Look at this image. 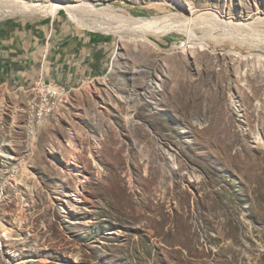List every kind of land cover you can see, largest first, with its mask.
<instances>
[{
  "label": "rangeland",
  "instance_id": "rangeland-1",
  "mask_svg": "<svg viewBox=\"0 0 264 264\" xmlns=\"http://www.w3.org/2000/svg\"><path fill=\"white\" fill-rule=\"evenodd\" d=\"M70 1L110 64L42 124L0 86V264H264V0Z\"/></svg>",
  "mask_w": 264,
  "mask_h": 264
},
{
  "label": "crops",
  "instance_id": "crops-1",
  "mask_svg": "<svg viewBox=\"0 0 264 264\" xmlns=\"http://www.w3.org/2000/svg\"><path fill=\"white\" fill-rule=\"evenodd\" d=\"M34 15H0V86L33 96L39 79L75 90L107 72L111 35L60 10Z\"/></svg>",
  "mask_w": 264,
  "mask_h": 264
},
{
  "label": "bare ground",
  "instance_id": "bare-ground-1",
  "mask_svg": "<svg viewBox=\"0 0 264 264\" xmlns=\"http://www.w3.org/2000/svg\"><path fill=\"white\" fill-rule=\"evenodd\" d=\"M0 3L7 4L8 6L18 10V12L20 11L23 13L56 14L60 9L65 7L68 9V11L76 19L80 20V18H81L79 15V11H80L82 6L79 4H72L70 0H0ZM197 17H199V16L197 15ZM253 18H254V16L249 17V15H248V17L247 16L242 17L241 15H238L235 18L230 19L229 21H225L226 23L224 22L222 24V28H218V29H220V31L225 35H233V34H239L240 33V34H244V35L257 36L258 28H257V24H256L257 22L256 21L258 19L256 18V19H254L255 21H253V22L251 21V22L246 23V21H249ZM243 20H246V21H243ZM205 21H207V20H205ZM83 22H84V20H83ZM167 23H169V22L167 21ZM92 26H96V25H92ZM202 45H204V43ZM66 93H67V89L65 88L64 97L66 96ZM37 103H38V94L35 93V97L33 100V104H34L33 109L36 108ZM32 115H33V113H32ZM76 174L77 175H83L80 172H78ZM8 235H11V233L9 232V234H7L6 227L0 221V239L1 238L3 239L5 236H8Z\"/></svg>",
  "mask_w": 264,
  "mask_h": 264
},
{
  "label": "built area",
  "instance_id": "built-area-1",
  "mask_svg": "<svg viewBox=\"0 0 264 264\" xmlns=\"http://www.w3.org/2000/svg\"><path fill=\"white\" fill-rule=\"evenodd\" d=\"M65 88L66 85L57 82L44 79L37 81L38 103L32 115L34 125L42 124L48 117L53 115L56 107L63 105Z\"/></svg>",
  "mask_w": 264,
  "mask_h": 264
}]
</instances>
